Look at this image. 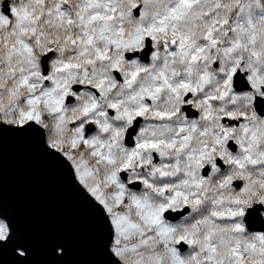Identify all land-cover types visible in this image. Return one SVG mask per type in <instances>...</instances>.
Wrapping results in <instances>:
<instances>
[{
	"label": "snow or ice",
	"instance_id": "snow-or-ice-1",
	"mask_svg": "<svg viewBox=\"0 0 264 264\" xmlns=\"http://www.w3.org/2000/svg\"><path fill=\"white\" fill-rule=\"evenodd\" d=\"M5 133L66 174L106 264H264V0H0ZM9 245L28 259L0 213Z\"/></svg>",
	"mask_w": 264,
	"mask_h": 264
},
{
	"label": "water",
	"instance_id": "water-1",
	"mask_svg": "<svg viewBox=\"0 0 264 264\" xmlns=\"http://www.w3.org/2000/svg\"><path fill=\"white\" fill-rule=\"evenodd\" d=\"M0 213L16 225L18 238L30 243L26 261L9 245L0 250V264H106L95 214L30 138L5 133L0 141ZM53 234L68 245L62 262L46 242Z\"/></svg>",
	"mask_w": 264,
	"mask_h": 264
}]
</instances>
